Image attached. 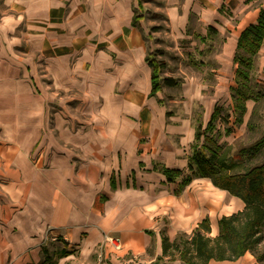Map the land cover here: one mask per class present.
<instances>
[{
	"label": "crops",
	"instance_id": "0c3cea01",
	"mask_svg": "<svg viewBox=\"0 0 264 264\" xmlns=\"http://www.w3.org/2000/svg\"><path fill=\"white\" fill-rule=\"evenodd\" d=\"M163 1L173 22L193 13L226 34L215 88L195 81L191 98L205 120L221 99L235 115L238 39L264 0ZM139 2L0 0V264H37L49 240L62 242L52 253L71 251L56 264H168L163 234L173 241L207 220L213 238L223 216L245 209L210 177L181 188L196 128L191 109L170 113L152 92L144 13L133 24ZM164 168L181 174L169 181ZM255 263L247 251L207 264Z\"/></svg>",
	"mask_w": 264,
	"mask_h": 264
},
{
	"label": "trees",
	"instance_id": "16d2710c",
	"mask_svg": "<svg viewBox=\"0 0 264 264\" xmlns=\"http://www.w3.org/2000/svg\"><path fill=\"white\" fill-rule=\"evenodd\" d=\"M142 7V2H139ZM138 10H135L133 24L138 25ZM212 26L208 27L207 36L216 33ZM264 39V8L259 12L256 23L246 27L239 36L235 52V61L238 63L236 70V86L233 87V112L235 122L240 124L244 120L249 99L259 101L263 92L260 84H255L251 80V72L254 62ZM152 69V92L153 94L163 89L164 85H175L176 81L172 77H163L160 74L161 64L150 54L146 57ZM260 85V86H259ZM257 86V87H256ZM222 107L216 105L211 114L206 128H197L195 142L192 145L189 167L192 171L181 182V188L186 185L193 176H203L212 178L216 186L228 190L231 194L241 198L246 206L243 211L230 216H223L219 221L220 231L216 238L207 235L210 225L204 220L198 229L192 234L181 233L173 241L163 234V259L169 256L171 249L172 257L167 258L168 264L178 260V264H207L210 260H233L253 249L259 242L264 232V161L245 168L242 171H233L238 165V160L251 161L256 158L264 148V134L255 142L239 149L237 158H228L227 153H219L218 144L214 131L216 120L223 116ZM257 108L254 107L248 128H253V120L257 116ZM227 134L232 128L226 129ZM202 142L199 143L201 141ZM163 172L167 180H174L181 174L180 170L164 168ZM113 181V179H112ZM114 184V182H113ZM43 258L37 264H56L57 258L71 253L70 250L62 248L52 253L47 245L42 248ZM178 256L176 257V255Z\"/></svg>",
	"mask_w": 264,
	"mask_h": 264
},
{
	"label": "rangeland",
	"instance_id": "374dc122",
	"mask_svg": "<svg viewBox=\"0 0 264 264\" xmlns=\"http://www.w3.org/2000/svg\"><path fill=\"white\" fill-rule=\"evenodd\" d=\"M142 1V7L139 6L138 11L144 13L142 22L146 28L145 40L149 47V54L161 64L160 74L163 77H172L177 83L172 86L164 85L161 90L163 99L167 101L169 112L184 113L186 110L191 109L192 124L196 130L198 127L204 129L211 116L205 120L203 118L205 108L201 104V99L193 101L191 98L194 93L193 83L195 84V81H198L205 86L211 84L210 86H213V88H210H215L214 85L217 79H215V71L213 70L218 67L215 55L221 50V46L226 40V34L216 32L207 36L208 27L199 15L190 14L188 22L181 25L179 22L171 20L163 0ZM251 80L255 84H258L257 82L262 84V86H259L263 92L261 100L256 102L252 99L258 112L253 120L252 129H249L248 126L245 128L244 124L241 125L235 122V115L231 113L230 104L227 106L226 101H223V99L216 100L214 104V106L218 104L223 108L221 111L223 119L216 120L214 131L215 138L218 144L221 145L218 151L220 154L226 152L228 158L232 157L238 160L239 149L252 144L264 134V68L256 65L251 72ZM234 81L235 84L233 83L231 86V96L233 94L232 88L236 86V77ZM228 127H231L234 133L227 134L226 129ZM202 138L199 143L202 142ZM263 161L264 148L251 161L241 162V160H238V165L233 171H242ZM47 243L52 251L62 245L59 240H49ZM171 252L176 253L175 250L171 249L167 258L172 257ZM248 252L254 256L255 264H264V232L256 246ZM178 263V260L170 262V264Z\"/></svg>",
	"mask_w": 264,
	"mask_h": 264
},
{
	"label": "built area",
	"instance_id": "2783aa9c",
	"mask_svg": "<svg viewBox=\"0 0 264 264\" xmlns=\"http://www.w3.org/2000/svg\"><path fill=\"white\" fill-rule=\"evenodd\" d=\"M105 242H110L115 248H120L121 244L120 241L116 238L106 236Z\"/></svg>",
	"mask_w": 264,
	"mask_h": 264
}]
</instances>
